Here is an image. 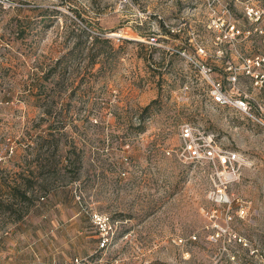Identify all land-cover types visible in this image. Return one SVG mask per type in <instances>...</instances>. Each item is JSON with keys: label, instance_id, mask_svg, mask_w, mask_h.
<instances>
[{"label": "rangeland", "instance_id": "obj_1", "mask_svg": "<svg viewBox=\"0 0 264 264\" xmlns=\"http://www.w3.org/2000/svg\"><path fill=\"white\" fill-rule=\"evenodd\" d=\"M246 4L264 0H0V182L31 180L28 201L3 196L0 264H208L212 171L166 153L185 122L256 159L231 191L264 227V133L210 95L211 79L255 91L227 78L260 39L216 24L253 31Z\"/></svg>", "mask_w": 264, "mask_h": 264}, {"label": "built area", "instance_id": "obj_2", "mask_svg": "<svg viewBox=\"0 0 264 264\" xmlns=\"http://www.w3.org/2000/svg\"><path fill=\"white\" fill-rule=\"evenodd\" d=\"M244 16L253 24V31L242 32L234 23L219 19L216 24L225 27L226 33L218 39L235 41L240 36L260 39L263 49L250 56L239 54L241 64L230 66L234 74L227 78L229 84L235 85L238 71L242 69L250 76L255 92L250 95H242L240 90L231 92L223 82L211 79L210 95L215 104L233 107L240 115L249 117L264 133V5L246 4ZM156 41L155 36L149 37V43L156 44ZM200 52H205L203 47ZM190 60L194 62L191 57ZM202 68L205 73L212 72L211 67ZM184 88L188 89V85ZM179 136L180 145L166 153L183 162L206 165L212 171L208 198L216 207L208 212L210 223L207 228L213 230L207 237V243L213 247L208 264H264V227L257 222L263 216L262 210L253 208L251 201L231 191L240 181L245 167L257 166L256 159L240 150L224 147L216 134L191 122L180 126ZM235 201L236 208L233 207ZM235 214L248 221L251 233L237 229L233 224ZM192 239L197 238L194 235Z\"/></svg>", "mask_w": 264, "mask_h": 264}, {"label": "trees", "instance_id": "obj_3", "mask_svg": "<svg viewBox=\"0 0 264 264\" xmlns=\"http://www.w3.org/2000/svg\"><path fill=\"white\" fill-rule=\"evenodd\" d=\"M168 33H171V30L167 31ZM95 40H101L99 37H96ZM106 42L111 44V54L110 56L113 58V60H116L119 57V50L120 48H116L115 45L112 44L111 40L106 38L103 39ZM120 41L124 43H139L136 40L131 39H120ZM158 100L155 99L151 101L148 105H146L141 112V117H139V125L137 127V131L142 132L146 128V120L153 114V108L157 104ZM29 183H31V180L29 177H24L22 180L18 181L15 180L14 182L7 181L5 178L3 181L0 182V207H3L6 203L3 201V196H7L8 199L12 198H20L22 201H28L29 200ZM8 205H11L9 202Z\"/></svg>", "mask_w": 264, "mask_h": 264}, {"label": "crops", "instance_id": "obj_4", "mask_svg": "<svg viewBox=\"0 0 264 264\" xmlns=\"http://www.w3.org/2000/svg\"><path fill=\"white\" fill-rule=\"evenodd\" d=\"M255 91H253V93H254Z\"/></svg>", "mask_w": 264, "mask_h": 264}]
</instances>
